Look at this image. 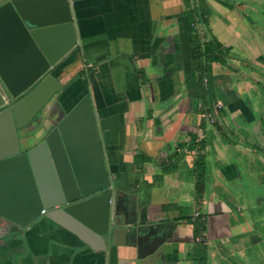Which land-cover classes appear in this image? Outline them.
I'll list each match as a JSON object with an SVG mask.
<instances>
[{
    "label": "crops",
    "instance_id": "crops-1",
    "mask_svg": "<svg viewBox=\"0 0 264 264\" xmlns=\"http://www.w3.org/2000/svg\"><path fill=\"white\" fill-rule=\"evenodd\" d=\"M205 3L211 35L232 50L213 64V114L185 84L186 0H74L81 46L54 73L65 109L92 93L122 194L142 220L169 227V242L140 264H264V0ZM2 227L0 264H135L134 252L93 251L46 218Z\"/></svg>",
    "mask_w": 264,
    "mask_h": 264
},
{
    "label": "water",
    "instance_id": "water-1",
    "mask_svg": "<svg viewBox=\"0 0 264 264\" xmlns=\"http://www.w3.org/2000/svg\"><path fill=\"white\" fill-rule=\"evenodd\" d=\"M80 46L74 0H0V237L4 222L25 229L46 218L93 251L128 250L140 264L169 242V227L142 220L122 194L92 93L62 104L54 73Z\"/></svg>",
    "mask_w": 264,
    "mask_h": 264
},
{
    "label": "trees",
    "instance_id": "trees-1",
    "mask_svg": "<svg viewBox=\"0 0 264 264\" xmlns=\"http://www.w3.org/2000/svg\"><path fill=\"white\" fill-rule=\"evenodd\" d=\"M185 15L188 17L193 40L190 51V67L185 71V84L188 88L189 97L195 99L202 105V113H214V83H213V64H227L232 57L230 47H225L217 38L211 35L209 25L210 11L206 6L205 0H186ZM205 128V123H203ZM187 145H205L204 142L195 141ZM193 148V147H192ZM146 158L138 156L136 162L143 164ZM194 174L197 178V192L201 195L204 190L205 159L203 155H198L194 167ZM198 231L196 228V237Z\"/></svg>",
    "mask_w": 264,
    "mask_h": 264
},
{
    "label": "built area",
    "instance_id": "built-area-1",
    "mask_svg": "<svg viewBox=\"0 0 264 264\" xmlns=\"http://www.w3.org/2000/svg\"><path fill=\"white\" fill-rule=\"evenodd\" d=\"M217 107H218V109H220L221 105H218ZM212 122L214 123L213 119H212ZM43 213H45V211Z\"/></svg>",
    "mask_w": 264,
    "mask_h": 264
},
{
    "label": "bare ground",
    "instance_id": "bare-ground-1",
    "mask_svg": "<svg viewBox=\"0 0 264 264\" xmlns=\"http://www.w3.org/2000/svg\"><path fill=\"white\" fill-rule=\"evenodd\" d=\"M108 157V156H107ZM126 194V193H125ZM195 232H196V230H195ZM205 237V236H204ZM82 258V257H81Z\"/></svg>",
    "mask_w": 264,
    "mask_h": 264
}]
</instances>
